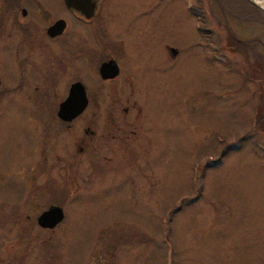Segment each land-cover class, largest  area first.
I'll return each instance as SVG.
<instances>
[{
	"label": "rangeland",
	"instance_id": "rangeland-1",
	"mask_svg": "<svg viewBox=\"0 0 264 264\" xmlns=\"http://www.w3.org/2000/svg\"><path fill=\"white\" fill-rule=\"evenodd\" d=\"M214 1L161 0L167 22L154 35L181 51L169 72L143 66L159 55L148 48L126 68L148 93L143 122L96 166L67 162L71 138L37 123L55 102L32 113L0 92V176L22 169L27 181L16 197L0 179V264H264V142L253 136L264 141V126L253 128L264 114V0H218L226 11ZM41 149L57 165L36 160ZM51 203L63 218L40 228Z\"/></svg>",
	"mask_w": 264,
	"mask_h": 264
},
{
	"label": "flooded vegetation",
	"instance_id": "flooded-vegetation-1",
	"mask_svg": "<svg viewBox=\"0 0 264 264\" xmlns=\"http://www.w3.org/2000/svg\"><path fill=\"white\" fill-rule=\"evenodd\" d=\"M0 15V48L6 53V65L0 62V92L18 102L33 103L32 113L39 112L36 108L42 104L56 103L38 115L37 123L42 128L47 118L46 130L62 131L71 138L76 149H67V162L77 154L87 155L93 167L107 161V151L134 143L129 141L139 134L135 125L143 122L148 93L133 90L126 68L139 66L136 56L148 48L149 54L158 50L159 55L143 66L150 65L158 74L169 72L181 51L166 37L154 35L165 32L166 4L161 0H67V4L64 0H0ZM157 22L161 27H155ZM127 23L133 25L125 27ZM68 95L71 102H85L73 116L57 110ZM253 136L264 142L259 135ZM47 150L41 149L36 160L44 161ZM51 154L55 156L49 155L51 163L57 165L59 154L54 150ZM26 164L27 160L20 167L26 170ZM21 171L0 176L7 192L16 197L27 189ZM51 205L57 204H48L40 212Z\"/></svg>",
	"mask_w": 264,
	"mask_h": 264
},
{
	"label": "water",
	"instance_id": "water-1",
	"mask_svg": "<svg viewBox=\"0 0 264 264\" xmlns=\"http://www.w3.org/2000/svg\"><path fill=\"white\" fill-rule=\"evenodd\" d=\"M67 3V0H65ZM251 4H258L255 0H248ZM260 8L264 9L263 6L259 5ZM74 103V104H73ZM85 102L78 103V102H71L69 101V95L59 103L58 105V113H65L71 112L70 116L75 115L78 113L84 106ZM62 209L59 206L51 205L48 209L41 212L37 218L36 222L38 225L42 227H53L61 218H62Z\"/></svg>",
	"mask_w": 264,
	"mask_h": 264
},
{
	"label": "trees",
	"instance_id": "trees-1",
	"mask_svg": "<svg viewBox=\"0 0 264 264\" xmlns=\"http://www.w3.org/2000/svg\"><path fill=\"white\" fill-rule=\"evenodd\" d=\"M218 0H215L214 2L216 3ZM217 4V6L219 5V8H224V6L223 5H221L220 4V2L218 1V3H216ZM225 9V11H226V8H224ZM250 43V42H249ZM240 45H242V44H240ZM247 46L245 45V48H246ZM259 58V57H258ZM259 62L260 61H258V63H257V65H259ZM264 124V114L263 113H261L259 110H258V112L255 114V117H254V119H253V128L254 129H261L262 128V126H264L263 125ZM264 128H262L261 130H263Z\"/></svg>",
	"mask_w": 264,
	"mask_h": 264
},
{
	"label": "bare ground",
	"instance_id": "bare-ground-1",
	"mask_svg": "<svg viewBox=\"0 0 264 264\" xmlns=\"http://www.w3.org/2000/svg\"><path fill=\"white\" fill-rule=\"evenodd\" d=\"M261 4L264 5V1H262ZM261 4H260V2H259V5H261ZM262 5H261V6H262Z\"/></svg>",
	"mask_w": 264,
	"mask_h": 264
}]
</instances>
